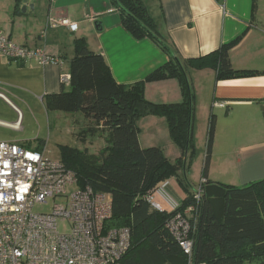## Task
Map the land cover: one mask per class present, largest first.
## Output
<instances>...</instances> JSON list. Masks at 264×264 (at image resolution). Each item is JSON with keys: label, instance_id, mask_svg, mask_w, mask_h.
I'll use <instances>...</instances> for the list:
<instances>
[{"label": "crops", "instance_id": "obj_1", "mask_svg": "<svg viewBox=\"0 0 264 264\" xmlns=\"http://www.w3.org/2000/svg\"><path fill=\"white\" fill-rule=\"evenodd\" d=\"M142 1L158 32L184 59L208 56L241 39L230 54L234 69L264 72V0ZM51 17L77 23L78 31L51 28L48 24ZM0 30L14 44L45 51L62 62V65L44 66L33 60L24 64L0 55V93L7 98V101L0 98L3 124H0V143H12L27 150L45 149L52 139V130L59 132L60 122L52 119L61 116L56 114L61 112L47 111L44 99L60 93L61 75H70L75 40L84 38L90 50L101 53L116 82L124 86L145 80L168 62L166 54L154 42L136 40L125 30L112 0H0ZM188 75L196 106L201 108L203 116L207 114L206 127L211 114L219 111L218 116L222 115L224 120L220 128V117H216V133L253 137V144L243 150L239 161L240 167L250 172L244 183L264 179V73L221 81L212 69L191 70ZM145 97L154 104L183 101L181 85L176 79L147 85ZM13 106L20 111L21 119ZM77 117L68 122L70 133L85 145L98 149L94 156H99L108 146L109 131L95 126L81 114ZM80 119L90 124L83 122L84 127H80ZM144 126L148 128L146 134ZM139 128L143 148L160 147L171 162L181 158L164 118L145 117ZM159 133L170 144L160 142ZM187 197L188 192L176 178L168 180L154 196L162 211L168 213L179 208Z\"/></svg>", "mask_w": 264, "mask_h": 264}, {"label": "trees", "instance_id": "obj_2", "mask_svg": "<svg viewBox=\"0 0 264 264\" xmlns=\"http://www.w3.org/2000/svg\"><path fill=\"white\" fill-rule=\"evenodd\" d=\"M112 1L125 30L136 40L154 42L168 62L145 80L124 86L116 82L101 53L90 50L84 38L75 40L70 83H62L60 93L47 95L45 107L49 112L79 113L108 130L110 139L99 156L62 146L60 162L75 173L79 188L89 187L111 197L113 214L104 231L126 228L131 232V246L122 264H264V179L241 188L209 180L217 129L213 113L198 189L193 190L186 176L187 158L194 151L195 96L189 71L212 69L218 81L264 72L234 69L230 54L241 39L208 56L184 59L158 32L142 0ZM172 79L180 82L181 103L154 104L146 99L147 85ZM148 116L166 120L170 138L182 154L179 160L171 162L160 147L141 146L139 122ZM172 178L188 192L187 199L172 213L154 209L146 198ZM198 190L202 192L200 200L196 198ZM190 208L194 211L186 215ZM178 215L190 223L187 236L194 243L191 257L169 228Z\"/></svg>", "mask_w": 264, "mask_h": 264}, {"label": "built area", "instance_id": "obj_3", "mask_svg": "<svg viewBox=\"0 0 264 264\" xmlns=\"http://www.w3.org/2000/svg\"><path fill=\"white\" fill-rule=\"evenodd\" d=\"M48 24L53 29L78 31V24L67 18L51 17ZM0 55L11 62L38 60L44 66L62 65L45 51L14 44L2 30ZM70 79L69 74L61 75V83L68 85ZM0 98L7 101L1 93ZM13 109L21 119L20 111ZM201 195L198 190L197 200ZM154 196L147 197V202L162 211ZM50 201L54 202L51 213L34 212L36 205ZM192 211L194 208L188 209L186 215ZM112 214L109 195L79 188L75 173L62 162L47 159L45 149L27 150L0 143V264H122L131 246V232L126 228L105 232L104 224ZM169 228L191 257L194 243L187 236L190 223L178 215Z\"/></svg>", "mask_w": 264, "mask_h": 264}, {"label": "rangeland", "instance_id": "obj_4", "mask_svg": "<svg viewBox=\"0 0 264 264\" xmlns=\"http://www.w3.org/2000/svg\"><path fill=\"white\" fill-rule=\"evenodd\" d=\"M218 112L219 111L213 112L216 117L219 115L217 114ZM56 114H59L61 116L53 117L54 119L52 120L55 121V119L57 118V122H60L58 124L59 132L52 130V139L48 142L45 148V155L47 159L57 162L62 161V146L76 149L85 154L87 153L88 155H94L96 152H98V149L93 148L90 145H85V143L80 141L78 137H75L70 133L72 132V130H70L71 128H68V122L72 121V119L74 118H78L77 116H79V114H65L62 112ZM65 116H69L71 120L68 121ZM206 117V112L203 116L201 108L199 106L197 107L195 103L192 125L194 151L193 154L189 155L187 158L186 168V176L189 183L194 188L193 190L198 189L203 179L202 174L207 152L208 133V127H206ZM218 117H220L218 124H220L219 127L221 128L224 119L222 118V115ZM80 120V127H84L83 122H85V125L90 124L89 122L86 123L84 119ZM143 129L144 133L146 134L148 132V128L144 126ZM158 139H162L160 141L162 143L167 142V144H170L171 142L169 141V139L168 141H165V138L162 137L160 133L158 135ZM252 144V136L250 137L248 135H245L238 138L236 135L228 136L223 135L222 133H220V131L219 133L217 132L215 136L209 169L210 180L215 183L234 186L237 188L244 187V185H246L244 183V180L248 177L250 172L247 173L248 171L244 170L243 167H240L239 161L243 157V150ZM72 192L73 190L70 189L69 194H71ZM57 203H59V200L57 201ZM53 205V201H50L47 205H36L34 208V212L49 214L52 212Z\"/></svg>", "mask_w": 264, "mask_h": 264}, {"label": "water", "instance_id": "obj_5", "mask_svg": "<svg viewBox=\"0 0 264 264\" xmlns=\"http://www.w3.org/2000/svg\"><path fill=\"white\" fill-rule=\"evenodd\" d=\"M97 26H98V24H97Z\"/></svg>", "mask_w": 264, "mask_h": 264}]
</instances>
